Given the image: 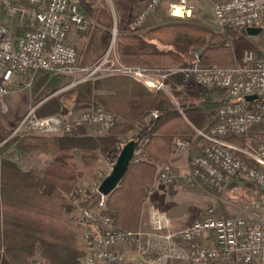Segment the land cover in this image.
Instances as JSON below:
<instances>
[{
  "label": "built area",
  "instance_id": "1",
  "mask_svg": "<svg viewBox=\"0 0 264 264\" xmlns=\"http://www.w3.org/2000/svg\"><path fill=\"white\" fill-rule=\"evenodd\" d=\"M107 2L113 10V0ZM164 2H167L168 16L172 18L183 19L193 13L192 0H150L145 10L133 20V27L143 25L149 14ZM0 4H4L10 19L16 20L19 30L18 34H13L8 20L0 16L2 111L8 109L7 96L12 87L31 88L32 80L24 78L39 71L70 75L74 77L73 85L104 75H125L151 89L167 93L173 100L176 99L170 79L176 74H181L185 86L224 90L226 97L217 109L216 123L207 130L194 127L196 136L202 141V151L191 157L189 173L191 178L206 183L246 180L254 187L256 206H260L263 214L259 218L224 217L218 216L211 207L185 229L177 234L168 232L163 239L170 244V250L174 249L177 237L188 244L187 255L179 264H264V138H249L250 129L264 125V52L246 50L240 64L233 67L205 64L201 61V53L195 52L190 65L147 69L122 63L108 50L97 65L80 67L79 52L69 38L74 31L88 32L92 23L79 0H0ZM177 6L182 8V15L175 14ZM213 14L220 28L244 32L249 27L264 26V0H222L215 3ZM78 74L81 76L77 77ZM253 94L259 97L245 98ZM67 103L69 106L60 113L48 116H39L36 107H32L14 134L62 135L91 125L109 130L117 123V115L100 105L77 111L74 99ZM151 116L158 117L159 111L154 110ZM235 139H241L243 144L238 145L233 141ZM146 142L145 137L136 146L133 162L145 157L143 147ZM191 144L188 139L176 140L179 150H188ZM106 176L104 172H98L87 188L75 187L70 193L77 195L81 203L89 202L80 208L84 264H101L116 259L123 244H129L141 256L148 255L154 248L152 241L146 239L140 230H126L117 225L115 213L107 205V195L99 191ZM174 178L172 171L164 169L155 182L169 184ZM155 190L156 187L150 185L147 198ZM93 199L94 203H91ZM168 225L167 222L158 224L159 229Z\"/></svg>",
  "mask_w": 264,
  "mask_h": 264
},
{
  "label": "trees",
  "instance_id": "2",
  "mask_svg": "<svg viewBox=\"0 0 264 264\" xmlns=\"http://www.w3.org/2000/svg\"><path fill=\"white\" fill-rule=\"evenodd\" d=\"M140 1L113 0L116 20L108 4L79 0L92 23L79 53L80 67L100 63L110 48L114 25L118 28L116 55L128 65L147 69L184 67L194 61V54L190 51L192 45L205 46L204 62L220 67L240 64L241 61L232 63L230 45L224 42L227 37L223 32L208 35L197 26L176 21L145 32L129 27L133 9ZM0 16L10 19L4 4H0ZM126 26L128 31H124ZM231 32L232 40H236L240 49H253L244 32L233 29L229 30ZM41 72L44 73L40 77L43 92L64 88L73 81V77L67 74L37 73ZM175 77L182 76L176 74ZM36 87L33 95L38 99L40 94ZM211 89L205 87L201 103L184 105L182 113L172 106L165 94L151 92L130 78L113 75L88 79L78 82L70 92H76L77 103L100 105L119 114L122 121L120 126H116L117 131L112 130L106 135L18 136L7 146H0V264H22L35 255L44 259L43 264H78L85 250L79 246L67 217L72 207L66 194L72 192L101 153L122 144L118 133L126 134L135 124L147 119V142L143 147L145 157L131 163L119 186L107 196L108 206L117 214V225L138 231L148 188L158 167L169 164L176 149V140L194 134V127L207 130L216 123L217 109L224 100L218 105L211 96ZM96 90H107L108 93L95 94ZM39 108H36L37 113L43 116ZM154 110L159 111L158 117L151 116ZM123 147L119 146L120 151ZM29 151L49 152L52 159L45 169L40 170H24L11 159L13 153Z\"/></svg>",
  "mask_w": 264,
  "mask_h": 264
},
{
  "label": "rangeland",
  "instance_id": "3",
  "mask_svg": "<svg viewBox=\"0 0 264 264\" xmlns=\"http://www.w3.org/2000/svg\"><path fill=\"white\" fill-rule=\"evenodd\" d=\"M219 1H222V0H192V3L194 4L193 13L190 17L183 18V19H176V18H172L168 16V4L167 2H164L155 11L151 12L149 16L159 15L161 14V10H165V13L167 16L165 17L164 20H162V22L158 23L157 26L176 21V22H180V23L190 25V26H197L204 30V31L202 30L204 34H208V35L211 33L213 35L216 33L221 34V32H223V35L225 34L227 39L225 41L223 39L222 40L226 44L230 45L229 51H230L231 57L233 58L232 63H235V62L237 63L238 61H241L243 53L244 51H246V47H241L240 49L238 47L236 40L234 39L232 40L231 36L233 37V34L232 32L229 33V30H232L231 28L222 29L217 25L213 13H214V5L215 3ZM149 2L150 0H141L140 3L134 7L133 13H132L133 19H136L145 10ZM96 3L100 5L101 4L105 5V3L108 4L107 0H96ZM110 11L114 15V18H116L117 20L116 10L114 9L112 10V8L110 7ZM7 23L9 24V28L13 34L19 33L18 25L15 19H8ZM157 26H154V27H157ZM124 31H128V30L125 29ZM139 31L140 30H138V32ZM205 31H210V32H205ZM235 31L240 32L239 30H235ZM111 33H112V36H111V43H110V48H109L110 55L117 56L116 55V42H117V36H118V28L116 25H114V27L112 28ZM244 33L246 34V29L244 30ZM246 35L248 36L247 37L248 40L254 46L253 49L247 48V50L264 52V31L256 36H249L248 34ZM217 38H220V37H217ZM75 47L77 48V46ZM77 50L80 53L81 49L77 48ZM190 51L193 54H195V52H200L201 61L203 63L214 64V63L203 61V56L205 55L204 53L205 46L192 45L190 47ZM37 74L38 73L28 74L24 78V80H28V81L32 80L31 88L15 89V87H12L10 94L7 96V103H8L7 111H2L0 109V146H7V144H9L10 141H12L14 138L18 136L20 137H24V136H42V137L62 136V135L38 134L35 132H26L24 134H14L16 127L19 125L21 120L24 118V116L27 114V112L32 107L37 108L39 106L40 108L38 109V111L43 116L58 114L63 110L64 107L69 106L68 103L66 102L67 99L71 100L73 95H75L73 94V92H70V90H64L62 88H58L54 90H47L43 92L44 85L42 84V80L40 79V77L44 73L42 74L41 72L38 75ZM174 79L176 82L180 83V86H181L180 90L172 91V93L176 95L177 99L173 100L167 93L162 91L163 94H165L169 98L173 107H176L179 111H182L183 113L184 105H191L190 103H195L196 105H198L201 103L200 101L204 99V95L202 92L203 89L205 88L204 86H199V85L185 86L182 83V77L181 78L175 77ZM64 82H66V80H64ZM76 84L73 85V82H72L67 85L69 86V88H74ZM35 86H38L36 87V89L38 90V93L40 94L39 96L40 98L38 99L33 95ZM206 88L208 89L212 88L211 96L213 97L214 101L217 102L218 105L221 102V100L226 97L225 91L222 89H219L216 87H206ZM177 92H179L178 95H177ZM75 103H76L75 105H76L77 111H79L80 109L87 108L84 104L77 103L76 101ZM117 118L118 119H117V123L115 127L122 121L121 117L117 116ZM147 124L148 122L146 119L143 122L135 124L134 128L128 133L126 134L118 133L119 139L122 142V144H118L109 152L101 153L100 156H102L105 153L120 154L119 146L123 147V145L129 142V140H131L132 138L137 137L139 143L143 141V139L145 138L147 134V129H146ZM86 127L91 130L89 132H92L93 135H106L112 130L117 131V127L116 129L114 127L109 130L103 129L100 125H96V126L91 125V126H86ZM80 128H83V127H80ZM68 134L76 135L74 131ZM257 136H259L260 138H257ZM249 138L252 140H255L256 138L257 140L264 138V125H258L250 129ZM184 139H188L189 141L192 142L191 147L193 145L194 146L197 145L198 146L197 149H199L198 153H201L202 141L198 139L195 132L194 134H191L188 137L186 136V138ZM235 140L233 141L237 142L238 145L243 144L241 139H235ZM188 150H181V151H188ZM10 151H12V149ZM176 153L177 151L175 149L174 154ZM243 158L245 159V157ZM11 159L16 161L24 170H31V169L40 170V169H45L47 167V165L52 159V156L49 152H45V151H29V152L20 153V154L13 153V155L11 154ZM169 165H170V162L167 166ZM167 166L160 165L157 171L158 174L160 171L164 169L167 170L166 168ZM189 172L190 171L185 172L182 175V177L174 178V181H173L175 182L174 184L178 182L181 185L176 186L178 188L176 192H173V190L176 187H174L173 189L169 188L167 190V191H170L171 194L173 195L172 197L171 195H167V198L164 197L167 202L162 203L163 199L162 201L159 200L158 202L159 207L166 210L167 213L175 220L177 224L184 225V226L188 224L190 225L193 221L204 216L206 212L208 211V208H211V207L215 209V212L218 216H224V217L243 216V217H248V218L249 217L259 218L263 214L262 210L256 211V208H255L256 200H257L256 191L254 187L252 186V184L248 183L246 180L234 179L229 183H220V184L206 183L202 180H199L196 177L192 176L191 178V175ZM176 178H178L179 180L176 181ZM95 179H96V176L93 178H88L86 181H82L80 179L76 183L74 188L79 187V186H83L87 188L90 185V183L94 181ZM181 179L186 183H191V185L183 183ZM172 183H169V185L170 184L174 185ZM153 185L154 187H156V190L158 192V190H160L161 185H168V184H162L158 182L155 185L153 182ZM156 190L154 192H156ZM168 194L170 193L168 192ZM76 196L66 194V199L71 204V207H72V209L67 213V217L70 221V224L73 230L75 231L78 244L83 250L84 249V237H83L84 229L80 221V208L83 207L84 205L89 204V202L81 203L80 199ZM171 199L175 201L174 205H173V202H171L172 201ZM94 200L95 199L91 200V203H94ZM1 206L2 204H1V197H0V219H1V214H2ZM110 209L114 211L113 213H115V219H116L117 214L115 210H113L112 208ZM142 214H143V211H142ZM140 225H141V222H140ZM43 262H44V259L40 255H35L27 259L26 261H24L22 264H43ZM78 264H84V255L80 256ZM115 264H124V263H115ZM126 264H136V263L130 262Z\"/></svg>",
  "mask_w": 264,
  "mask_h": 264
},
{
  "label": "crops",
  "instance_id": "4",
  "mask_svg": "<svg viewBox=\"0 0 264 264\" xmlns=\"http://www.w3.org/2000/svg\"><path fill=\"white\" fill-rule=\"evenodd\" d=\"M166 16L167 15L165 13V10H161V14L150 15L149 18L144 22V24L141 25L140 27L136 28V29H137V31L140 30L139 32L146 31L147 29H149L151 27L157 26L158 23L162 22V20H164ZM133 20L134 19L132 18V20L130 22L129 27H131V28H133ZM125 29L129 30V28L127 26L124 28V30ZM89 32H90V30L87 33L86 32H80V31H74L73 33H71L69 40L73 45L77 46V48L82 49L83 46L85 45V42L87 40V35L89 34ZM76 76L80 77L81 74H78ZM104 76H113V75H104ZM117 76L130 78L151 92H162V91H157V90L151 89V88L147 87L146 85H144L143 83L133 79L132 77L125 76V75H117ZM174 78L175 77L173 76L170 79L171 85H172V91L173 90L178 91V90H180L179 89L180 83L176 82ZM73 80H74V77H73ZM65 87L68 88L66 90L71 89V88H69L68 85H66ZM64 88H62V89H64ZM106 93H108L107 90H96L95 91V94H106ZM73 94H75V95H73L72 99H74L76 101V92H73ZM173 96L175 99H177L175 94H173ZM68 101L69 100L67 99L66 102H68ZM81 104H84L86 107L90 106L89 103H81ZM116 115L120 117L119 114H116ZM89 131H91V130L87 127L77 128L74 130L76 135H93V133L89 132ZM129 141H135L136 146L139 144L137 137L132 138ZM197 147H198L197 145H195V146L193 145L191 147V149L188 151H181V150L177 149V147H175L177 153L172 156V158L170 159V165L167 166L166 168L169 169L170 171H172L174 173L175 177H182V175L185 172L190 171L189 161H190L191 157L193 155L199 154L198 153L199 149H197ZM110 154L111 153H105L102 156H100L98 161L86 170V173L81 178V180L86 181L88 178H93L96 176V174L98 172H105V175H108L111 172V170H112V168H113V166L117 160V157H118L117 155H119V154H111L112 155L111 156ZM157 175H158V172H156V175H155V178L153 181L154 184H155V181L157 180ZM177 180H179V179L176 178V181ZM181 181L183 183H186L182 179H181ZM174 183L175 182H173L172 184H174ZM186 184L191 185V183H186ZM170 185L169 184L168 185H161L160 190H158V192H157V190H156V192H153L148 198L145 199V202H144V209H143V214H142V218H141V225H140L139 230L144 234L146 239L152 241L151 243L154 246V248L152 249L151 253H149L148 255H145V256H141L129 244H123L120 247L119 255L116 257V259L109 260L106 262H102L101 264H115V263L126 264V263H130V262L136 263V264H179L186 257L187 252H188V244L186 242L182 241L179 237H177L176 241H175L176 245H175L174 249L170 250L171 249L170 244L167 243L165 241V239H163L164 234H166L168 232L177 234L179 231L185 229L189 225L188 224V225L184 226V225L177 224L175 222V220L167 213V211L162 209L158 205L159 200L162 201V199H163L162 203L167 202L164 198V197L167 198V195H171V197L173 196L170 191H167L169 188L173 189L174 187L180 186L181 184L177 182L174 185H171V186ZM177 190H178V188L176 187L173 190V192H176ZM168 192L170 194H168ZM171 202H173V205H174L175 201L172 200ZM255 208H256V211H261V208L259 205H257ZM165 222H167V224H169L168 227L159 229L158 224L162 223L163 225H165ZM209 239H211V236L209 237Z\"/></svg>",
  "mask_w": 264,
  "mask_h": 264
},
{
  "label": "water",
  "instance_id": "5",
  "mask_svg": "<svg viewBox=\"0 0 264 264\" xmlns=\"http://www.w3.org/2000/svg\"><path fill=\"white\" fill-rule=\"evenodd\" d=\"M263 30V27H249L246 29V34L249 36H256L259 35ZM259 96L256 94L248 95L245 98L247 100H253L258 98ZM136 149V142L135 141H129L127 142L122 150L120 151V154L117 157V160L111 170V172L102 180L99 191L104 195H109L111 192H113L117 186H119V183L125 176L129 166L133 162L132 159L135 154Z\"/></svg>",
  "mask_w": 264,
  "mask_h": 264
},
{
  "label": "bare ground",
  "instance_id": "6",
  "mask_svg": "<svg viewBox=\"0 0 264 264\" xmlns=\"http://www.w3.org/2000/svg\"><path fill=\"white\" fill-rule=\"evenodd\" d=\"M175 14L176 15H182L183 14V10L180 6H177L175 9Z\"/></svg>",
  "mask_w": 264,
  "mask_h": 264
}]
</instances>
